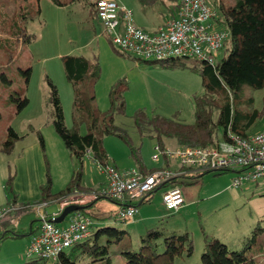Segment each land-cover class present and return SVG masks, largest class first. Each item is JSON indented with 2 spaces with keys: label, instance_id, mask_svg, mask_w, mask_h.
Instances as JSON below:
<instances>
[{
  "label": "rangeland",
  "instance_id": "374dc122",
  "mask_svg": "<svg viewBox=\"0 0 264 264\" xmlns=\"http://www.w3.org/2000/svg\"><path fill=\"white\" fill-rule=\"evenodd\" d=\"M63 1L66 4L59 5L52 0H0V146L10 126L24 136L16 142L9 154L0 152V208L12 201L7 188L9 164L14 165V157L37 137L34 129H40L47 140L48 168L55 192L66 188L74 172L81 167L80 162L71 156L52 123L48 78L59 88L68 126L73 124V88L65 74V55L82 56L100 62L102 70L96 86V105L103 112L110 107L112 86L126 79L129 85L125 93L126 112L117 114L115 122L129 132L134 145L140 146L142 159L148 168L160 165L163 158L160 156L158 161L154 160L157 154L156 140L138 132L133 119L135 112L143 109L150 114L155 112L164 116L179 113L180 119L194 122L195 94L205 91L199 72L190 68H166L159 63L139 61L117 50L101 25L91 18L94 0ZM118 1L133 12L136 24L148 31L166 23L177 10V0ZM209 2L213 5L216 1ZM25 10L36 13L34 20L27 23L35 39L31 43L18 42V50L9 62L6 51L9 45L6 40H11L9 28L13 22L22 20L21 14ZM11 42L14 44L13 40ZM28 68H31L29 80L21 71ZM4 75L7 79L3 78ZM17 91L30 100L21 111L15 99ZM245 95L253 96L255 108L264 109V89L247 88ZM262 130L264 115L257 120L250 133ZM104 146L110 164L123 170L137 167L128 143L120 136L106 135ZM171 164L176 167L177 159H172ZM237 174L236 171L221 175L208 172L197 183L190 177L180 178L185 203L178 211L166 209L163 203L164 188H160L154 193L152 201L139 205V212L127 222L117 216L119 205L105 197L98 198L95 205L90 206L85 213L93 220L92 230L116 225L127 231V237L132 239L135 247L141 244V236L152 227H158L166 234L188 232L193 239L194 253L176 258L174 264H202L201 255L206 236L217 237L230 248L241 249L257 223L264 225V178L245 182L236 188L232 182ZM104 179L99 166L86 156L82 182L88 189L82 192L101 188ZM55 202L46 207L47 212L58 209L59 201ZM37 219V210L23 212L14 215L8 226L29 229L33 221L36 225L40 224ZM3 222H0V232L3 231ZM31 237L28 235L1 241L0 264H23L27 259L26 251ZM259 244L264 246V232L252 250ZM257 258L260 264H264V254H257ZM45 264H53V261L48 260Z\"/></svg>",
  "mask_w": 264,
  "mask_h": 264
},
{
  "label": "trees",
  "instance_id": "16d2710c",
  "mask_svg": "<svg viewBox=\"0 0 264 264\" xmlns=\"http://www.w3.org/2000/svg\"><path fill=\"white\" fill-rule=\"evenodd\" d=\"M52 1L59 5L66 4L63 0ZM219 1V21L230 30L231 38L225 42L222 55L215 66L198 60L138 59L153 64L159 63L166 68H190L202 76L205 91L195 94L194 122L180 119L179 113L164 116L155 112L150 114L140 109L133 115L138 132L142 136L149 135L155 138L162 149L169 144L192 147L214 144L222 137L227 139L229 132L246 137L257 120L264 115V109L258 110L254 107L253 96L245 95L247 88L264 89V0ZM92 5L90 14L92 18H96L95 1ZM35 14L32 10H25L21 14L22 20L10 25L9 35L14 44L11 40H6L9 44L6 47L9 62L18 50L16 45L18 42L31 43L35 39V35L27 27L28 21L34 20ZM110 42L113 44L111 40ZM224 51L225 54H223ZM63 62L66 78L73 88V124L71 127L68 126L59 88L51 78H48L52 123L71 156L80 162L81 167L74 172L66 188L58 192L53 189V180L48 168L47 179L40 186V198L35 201L19 202L14 188L17 169L9 164L7 188L12 196L9 204L13 203L17 209L0 220V222L4 221L3 231L0 232V242L8 238L32 235L39 229L35 221L31 223L29 229L10 228L8 223L14 215L36 210L44 202L50 204L60 200L74 187L81 190L88 189L82 182L84 160L86 156H89L96 164L110 163L104 146L106 135H118L123 138L131 149V155L137 167L144 173H152L157 169L171 166V160L163 155L160 165L148 168L142 159L140 146L134 145L129 132L116 124L115 116L126 112L125 93L129 87L126 79H121L112 86L110 107L108 111L103 112L96 105V86L102 70L100 62L71 54L65 55ZM21 71L29 80L31 68ZM3 78L7 79L5 75ZM16 95V98L14 95L12 97L17 100L18 110L21 111L28 106L30 100L27 96L22 97L18 91ZM23 137L10 126L0 146V152L9 154L16 142ZM39 139L45 151V140L40 132ZM205 173L208 172L185 177H190L194 183H197ZM213 173L221 175L226 172ZM166 185L180 186V178L176 177L168 181ZM158 189L160 188L148 194L138 203V206L151 202ZM97 199L85 205L83 209L87 211L90 206L95 205ZM114 202L118 204L117 201ZM262 232H264V225L258 222L241 249L230 248L219 238L206 236L205 248L201 255L202 264H260L257 254H264V246L259 244L256 249H252L258 243ZM162 246L163 250H161ZM194 249L193 239L188 232L166 234L158 227H152L141 236V244L135 247L132 239L127 237L126 230L116 225H109L93 229L87 239L63 252L56 264H174L176 258L184 254L190 256L194 253ZM250 249L251 253H249ZM46 262L40 257H31L27 258L23 264H45Z\"/></svg>",
  "mask_w": 264,
  "mask_h": 264
},
{
  "label": "built area",
  "instance_id": "2783aa9c",
  "mask_svg": "<svg viewBox=\"0 0 264 264\" xmlns=\"http://www.w3.org/2000/svg\"><path fill=\"white\" fill-rule=\"evenodd\" d=\"M219 3V0L213 5L209 0H177L172 18L153 31L137 25L133 12L118 0H95L94 8L97 22L113 45L135 59L198 60L215 66L225 42L231 38L230 30L219 21ZM155 151V161L164 155L171 161L177 159V166L171 164L144 173L138 167L123 170L110 163L97 164L105 177L101 188L83 193L74 187L58 200V209L51 213L46 211L48 202L40 204L36 208L39 229L31 237L27 258L40 257L56 264L63 252L90 236L93 220L84 209L67 214L61 222L56 221L69 205L84 207L97 198H109L118 202V218L127 221L138 213V201L140 203L156 188H164L166 209L178 211L185 203L182 187L166 185L176 177L236 171L238 174L232 182L236 188L264 178V130L246 137L229 132L227 139L222 137L206 146H166L162 149L156 144ZM16 209L13 203L1 207L0 220ZM63 222L66 224H60Z\"/></svg>",
  "mask_w": 264,
  "mask_h": 264
},
{
  "label": "crops",
  "instance_id": "0c3cea01",
  "mask_svg": "<svg viewBox=\"0 0 264 264\" xmlns=\"http://www.w3.org/2000/svg\"><path fill=\"white\" fill-rule=\"evenodd\" d=\"M92 19L97 21L96 18ZM103 32L105 33L104 29ZM34 131L37 132V137L32 142L27 143L23 147V150L13 159L17 169L14 188L17 191L19 202L38 200L41 195L40 186L45 183L47 179L48 163L50 162H48L49 153L47 154L48 143L40 129H34ZM39 132L43 135L45 140V151L39 139ZM103 183L104 180L102 185ZM37 226L39 225H36V227Z\"/></svg>",
  "mask_w": 264,
  "mask_h": 264
},
{
  "label": "water",
  "instance_id": "95a60500",
  "mask_svg": "<svg viewBox=\"0 0 264 264\" xmlns=\"http://www.w3.org/2000/svg\"><path fill=\"white\" fill-rule=\"evenodd\" d=\"M80 209H83V206H80V205H69L67 206L63 213L57 218V222H61L63 221V219L65 218V216L73 211H76V210H80Z\"/></svg>",
  "mask_w": 264,
  "mask_h": 264
}]
</instances>
